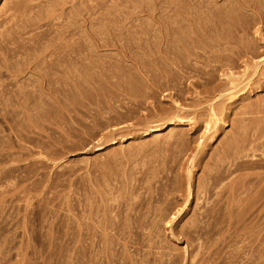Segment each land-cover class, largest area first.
Listing matches in <instances>:
<instances>
[{"label":"bare ground","instance_id":"bare-ground-1","mask_svg":"<svg viewBox=\"0 0 264 264\" xmlns=\"http://www.w3.org/2000/svg\"><path fill=\"white\" fill-rule=\"evenodd\" d=\"M33 1L9 0L0 13V42L15 46L5 61L15 59L30 75L12 98L21 108L13 112L35 115L37 121L27 122L28 126H55L66 135L79 136L80 145L93 144L96 152L137 131L145 136L160 135L170 126L189 128V136L172 130L168 134L184 146V152L191 151L184 175L176 171L157 198L148 197L151 206L137 208L144 209L138 228H148L152 236L165 223L175 232L192 211L186 228L198 234L216 216L232 217L234 208L245 202L244 192L253 196L254 187L250 181L251 186L245 187L242 172L257 168L258 155L264 159V96L251 99L252 92L264 89V0H121L132 11L111 18L108 12L98 32L107 29L110 34L129 32L139 37L104 43L157 48L165 51L164 60L111 66L109 75L90 79L82 77L85 33L81 10L74 8L65 14L68 22L53 29L48 18L56 1L45 6ZM94 25L90 22L87 28ZM43 26L24 41V33ZM253 27L255 43L250 37ZM73 36L69 45L66 38ZM67 64L73 65L72 74ZM117 71L122 73L114 74ZM25 87L30 89L23 91ZM225 125L231 130L220 138L221 148L214 149L211 141L225 131ZM195 164L202 170L198 178ZM232 174L234 181L222 185ZM162 175L161 170H150L146 185ZM118 188H125L126 195L113 201L118 199L120 205L131 200L130 209L136 208L134 197H129L134 191L127 185ZM95 193L107 202L102 206L105 213L113 198L98 190ZM247 202L246 212L257 203L255 198Z\"/></svg>","mask_w":264,"mask_h":264},{"label":"rangeland","instance_id":"rangeland-1","mask_svg":"<svg viewBox=\"0 0 264 264\" xmlns=\"http://www.w3.org/2000/svg\"><path fill=\"white\" fill-rule=\"evenodd\" d=\"M8 1L0 0V13ZM52 1L56 3L50 8L48 19L53 29L61 22H68L65 14L74 8L81 10L80 22L85 33L82 77L85 79L104 78L111 66L164 60L165 51L157 48H125L104 43L113 39L119 43L138 39L139 35L129 32L110 34L107 29L98 32L101 18L108 12L110 18L113 14L131 12L132 6L128 3L121 0L33 2L45 6ZM62 2H65L63 10ZM90 22L95 25L87 28ZM45 28L31 30L22 37L27 42L28 37ZM250 37L257 42L254 27ZM75 38L67 37L66 42L72 45ZM98 42L97 46L93 44ZM14 48L10 43L0 42V264H264L262 156L257 157V168L242 172L246 176L245 187L251 186L249 181L254 187L253 196L244 192L241 197L245 202L233 209L232 217L216 216L202 232L193 235L186 228L191 211L175 232L164 223L149 236L148 228H138L142 211L151 206L147 203L148 197L157 198L176 171L184 175L191 152H184L181 143L168 138L169 131L189 136L188 126H170L160 135L156 132L144 136L137 131L130 138L98 152L94 151L93 144L80 145L79 136L66 135L55 126H28L27 122L37 121L34 114L12 111H20L12 98L30 76L15 59L5 61L9 50ZM66 69L72 74L74 67L67 64ZM27 89L30 87L22 90ZM262 96L264 89L251 93L253 101ZM230 130L231 126L225 125V131L211 141L214 149L221 148L220 138ZM209 152H212L210 148ZM156 169L164 175L151 186L146 185L149 171ZM193 171L198 178L202 170L195 164ZM234 179L232 174L222 185ZM126 185L134 191L129 197H134L136 208L130 209L131 200L120 205L118 199L113 201L121 194L126 195L125 188L121 191L118 188ZM96 190L113 198L108 201L105 213L102 206L107 202ZM252 198L257 203L246 212L245 204ZM140 207L144 209H137Z\"/></svg>","mask_w":264,"mask_h":264}]
</instances>
